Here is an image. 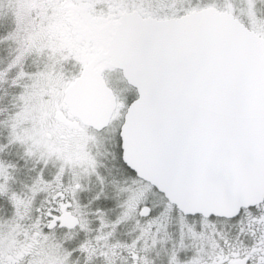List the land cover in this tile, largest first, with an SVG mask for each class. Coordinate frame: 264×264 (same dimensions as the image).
<instances>
[{
  "label": "snow or ice",
  "instance_id": "6c2138e0",
  "mask_svg": "<svg viewBox=\"0 0 264 264\" xmlns=\"http://www.w3.org/2000/svg\"><path fill=\"white\" fill-rule=\"evenodd\" d=\"M0 264H264V0H0Z\"/></svg>",
  "mask_w": 264,
  "mask_h": 264
}]
</instances>
